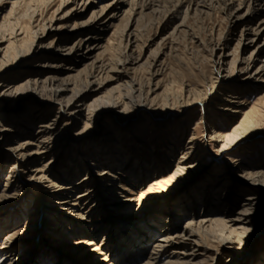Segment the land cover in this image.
<instances>
[{"label":"bare ground","instance_id":"obj_1","mask_svg":"<svg viewBox=\"0 0 264 264\" xmlns=\"http://www.w3.org/2000/svg\"><path fill=\"white\" fill-rule=\"evenodd\" d=\"M81 1L83 3L82 9H84L82 11L83 14L87 15L89 12V15L86 19L80 20L79 25L74 23L71 25L70 31L67 33L70 36H67V34L64 36L58 35L61 41H56V44H54L55 39L50 38L45 47L37 46L35 49L36 41L41 35L46 33V28L53 27L55 22H59L66 17L69 10L62 16H57L55 13L60 11L68 2H74L76 4L77 0H0V12L8 2V9L0 17V45L6 42L3 57H6L9 53L11 58L9 61L25 58L26 64H24V71H21V73H27L24 79L25 81L16 85L5 78L0 80V104L7 105V101L11 99L13 102L16 101L19 99L17 98L19 92L29 93L31 95H38L39 93L47 94L52 103L48 107H44L43 104H37V106L28 109L29 111L20 117H16V115L11 117L0 105V144L7 142V133L9 132V134L18 137L15 138L16 140L14 142L8 143V151L10 152L8 161L11 162L8 170V177L10 176L9 182L16 184L15 189L19 187L22 191L32 186L37 187L42 192L40 195L44 200L49 197L48 195L56 196L53 198L52 203L58 207L62 205L61 207L68 211L72 222L79 221L78 226L83 225L82 223L86 221V216L76 208L72 209V207L78 206L81 202L85 204L90 203V199L94 197L95 201L92 200L95 202L92 205L93 207L106 206L108 212L113 215L124 212L123 217L126 216L124 218L129 219L130 214L125 213V211L132 207L133 201H136L140 205L143 203V199L148 196H155L154 198L159 196L156 200L159 198L162 200L168 194V185L170 186L171 183L181 178L175 182L179 184V189L184 187L193 176L199 173L205 166L203 163L200 164V160L205 155L204 151H207L208 142H210V145L211 143L214 144L215 151L218 153L215 157H219L218 155L223 154L234 144V140L236 142L238 136L240 138L249 132L256 133L257 127L262 124L260 123V112L253 110L252 107L244 110L245 107H242V105L245 103L240 101L241 89L228 84L226 85L223 80L225 77L234 76L239 70L249 73L251 67L252 71L250 74L252 72L258 75L264 74V0H169L168 4H165L167 0ZM87 3L92 5L88 10H86L85 6ZM50 7H55L54 14L43 18L44 22H41L43 9H49ZM242 8H246V12L238 15L237 18H241L244 24L242 25L239 36L236 38L235 45L232 47L233 49L230 50L231 57L226 63L228 68L227 75L225 77L222 75L221 64L227 55L223 51L218 60L214 61L217 66L212 68V70H216L215 79L217 83H214L209 76H204L203 78L204 86L211 90L210 94L217 88H221L223 91L226 104L222 106L221 110L227 111L230 119L239 117V120L232 126L230 132H220L214 126H208V122L206 124L208 126L209 140L206 138L199 142L193 141V133H191L184 147L180 150V154L175 157H172L174 149L165 147V166L170 165L172 167L169 166L170 169L166 171V175L162 178H156L153 182L149 181L144 184L148 178V173L143 167L146 161L144 158L138 159L132 153H124L122 140H119L109 130L106 133L103 132L100 141L96 144V154L98 155L96 158L98 160H87V165L78 179L71 181L67 185L59 183L60 181L57 182V179L54 180L55 177L53 176L55 174H53V169L59 164L57 160L59 156L56 157V155L62 156L67 150L63 145L64 142L62 144L59 143V139H61L65 131L63 126H58V120L63 114L83 115V118L87 120L86 123H83V127L86 128L93 116L92 112H99L100 114H104V116L110 115L115 119L114 116L122 114L135 101L137 110H146L149 113L151 109H154L158 105L165 106L168 100L167 87L164 86L158 91L160 88V79L152 80L155 78L154 75L158 74L157 72L160 68H152L154 62H151L150 55L146 56L142 62L147 64L150 75L149 77L146 76L145 86L133 75V73L137 72L138 68L143 67V64L139 63V61L142 58L141 49L145 41L143 42L142 40L139 28L144 25L146 26L144 23L146 19L149 20L151 16L155 15L156 17L154 18H156L158 23L156 27L162 22L169 21L171 23L170 36L172 39L174 35L176 37L178 36V38L180 36L191 39L193 36H197V32H194L193 29H190L191 31L189 32L187 30L188 28H185L188 27L184 25L188 22L186 20L189 16H199L203 19L206 16L210 17V15H213L212 12L214 10L226 13L225 17L229 18L234 16L236 12L239 13ZM20 10L23 13L16 16ZM248 12L249 14L246 15ZM83 14L79 15V17H83ZM25 15L29 19L27 25L25 23L23 24L22 21V17ZM102 15H104L103 19H101ZM175 15H179V21L176 24H174L176 19ZM123 19H125V23L121 26ZM99 21H103L100 31L93 26L98 25ZM33 22L36 23L33 25ZM105 27L110 32L104 39V42H101L104 38L103 30H105ZM61 29L62 27L59 30ZM73 29L77 31L78 35L75 37V42L68 45L67 39L72 36ZM89 30L97 31L90 33ZM112 35H118L119 43L123 42L122 40L125 41V44L123 43L124 49L128 48L129 51L132 44L133 49L126 54L122 52L123 56L119 54V57H112V55L111 59H109V56V61L105 63L108 65L105 66L104 61H101L102 59L98 62V58L99 54L103 53L108 45L113 43L109 37ZM259 38L261 39L260 41ZM219 44L225 45L228 43L227 40L224 43H220V40L212 43L210 45L211 55L215 53V45L218 47ZM117 45L119 46V44ZM248 45H253L250 54L245 58H241L238 55L239 51L247 48ZM168 47L169 50L167 53L171 55V53L175 52H172L174 47L173 43L170 42ZM83 49H86L84 54L92 55L88 61L83 59L84 54L81 53ZM157 49L153 51L151 49L150 53H154L153 55H155ZM95 51L97 52L95 53ZM31 58H36L33 61L34 64L29 62ZM173 58L175 59V57ZM65 60L69 61L67 63L68 67H66L67 71L57 69L60 68L58 66H61ZM77 61L81 62L80 66L76 64ZM179 61L181 62V60ZM239 63L244 64L241 69H238ZM160 64H163L162 61ZM48 67L52 69L44 70ZM172 70L175 71L174 69ZM200 74L202 76L204 75L202 71ZM175 80L176 83L178 82L183 96L193 98L183 102H177V98L172 99V101L170 99L172 103L170 104L171 107L179 106L182 107L181 109H184L198 102L202 106L208 102L207 94L209 92L207 88H192L189 87L186 80ZM125 88L127 89L126 94L121 91V89ZM142 91H144V96L142 95ZM66 93H69L67 97L65 96ZM113 94H116V96L113 97ZM133 94H136L135 96L137 97ZM262 110L264 111V109ZM50 113L55 114L53 116L54 118L47 119ZM155 118L151 114L153 121H156ZM200 118L207 122L206 112L204 118L202 116ZM34 120L38 121H35V129L32 131L30 124ZM153 121L150 125L152 129L151 133L154 137L152 138L155 140L159 129L155 128L157 125ZM113 123L114 120L109 122L108 126L110 129L115 126ZM212 124L214 125V123ZM261 134H264V132ZM135 136L137 137V134ZM136 137L134 141L137 142L136 145L141 150L139 140ZM166 138L168 140V137ZM153 141L150 145L155 149L156 143ZM116 145L118 146L114 151L112 146ZM46 153H50L49 158L45 159L39 165H35V160L37 158H43ZM121 153L124 155L122 167H120ZM83 154L84 152L79 153V155ZM67 160L70 165L74 162L69 157ZM217 161L218 159H216ZM21 162H28L29 164H34V166L25 173L17 169ZM152 162L153 171L156 172V168L159 167V161L155 155L152 157ZM231 162L240 171L236 177L240 176L242 178L239 181L241 187H239L240 200L238 198V204L235 195L238 187L234 183L237 178H235V175L233 176L231 173H228L226 169H223L218 174L216 183V187L217 185L219 186L218 188H214L213 190L208 183L203 184L202 187L200 183H195L190 191L186 192L180 199V204L177 205L175 203L174 207H171L170 204L164 210L165 213L163 214L161 212L153 213L152 211L153 214H149L147 220L137 226L130 225L128 222L129 224L124 223L119 227H113V225H110V227L106 226L105 219H96L91 223L95 224L93 227V235L97 236L98 232H102V229L106 233L110 231V233L117 235H120V233L123 234V240L125 241L123 245H119L121 248L117 253L118 258L115 260L116 264H204L206 262L208 264H215L214 260L217 258L221 248L228 254L227 256L230 259L232 257V251L239 250L244 244V239L248 236L247 234H249V238L252 237L254 232L252 226L255 223L256 215L259 211L260 199L264 196V163L256 167H246L247 163L240 161L239 158H233ZM133 168L135 169L134 171ZM121 171L129 176L128 181L133 176L135 177L134 181L136 184H143L141 191L133 198L123 193L124 190H128L126 186L121 183L117 185L115 182L117 175ZM204 172L209 173L206 167ZM90 181L96 182L93 187L89 184ZM8 188L5 183V187L0 192L1 201L10 196L6 195L7 192H5ZM75 192L76 194H74ZM97 199H102L103 203L98 201L101 202L99 204L96 202ZM156 200H153V203ZM65 205H69L68 208ZM235 205H237V210H234ZM55 206L50 208H56L58 212L62 210V208ZM196 207L200 209V211L198 210L200 214H196L195 216ZM91 209L89 207L86 211H90ZM48 214L49 216L46 219L44 217V220H51L50 216L55 218L57 212L55 213L51 210ZM186 215H189V217L183 221V224L181 221L179 222V219ZM34 223L35 228L39 230L41 224L45 222L42 223L41 219H37ZM7 224L9 223L3 222L0 230H3ZM81 226L79 227L80 230ZM12 229H7L3 234L4 238L0 244V264H26L29 260L31 261V257L29 256L19 261L20 257L14 250L16 245H20L19 242L27 239V236H19L15 232H10ZM65 229L71 231V228L66 226ZM154 235L156 237H153ZM59 236L63 238L64 233L62 230H60ZM152 239V245L148 248L147 244ZM65 242L78 250L81 249V254L86 251L85 253L89 252L88 256L98 255L97 260L99 261L102 251H100L101 248L98 247L99 245L94 246L93 241L88 240L85 243L69 242L66 239ZM49 247L58 248L57 244H50ZM56 252L61 254L60 252L62 251L57 249ZM46 258L35 259L32 263L51 264V260L46 261L49 260V256ZM52 264H57V262ZM251 264H264L263 250L256 254Z\"/></svg>","mask_w":264,"mask_h":264},{"label":"rangeland","instance_id":"obj_2","mask_svg":"<svg viewBox=\"0 0 264 264\" xmlns=\"http://www.w3.org/2000/svg\"><path fill=\"white\" fill-rule=\"evenodd\" d=\"M169 0L166 1L165 4H168ZM83 3L81 0H77V3L74 2H68L66 5L62 7V9L55 14L57 16H62L66 11L69 10V13L59 22H53L54 28H46V33L41 35L38 40L36 41V46H43L45 47L49 41L50 38L55 39L56 41H61L58 38V35H65L69 33L71 25L80 24V20H84L88 17L89 12L86 14H83L82 9ZM86 10L90 6H92L90 3H87ZM54 8L50 7L49 9H43L42 11V20L41 22H44L43 18H47L49 16H52L54 14ZM8 9V2L5 4V7L0 12V17L2 14ZM23 10V9H22ZM22 10H20L16 16H19L20 13L22 14ZM246 12V8L240 9L239 13H235L234 16L226 18V13L224 12H212L213 15H210V17L206 16L203 19L201 17L197 16H189L187 18L186 24L184 26H188L185 28H188L189 32L190 29H193L194 32H197V36H193V38L188 37H176L174 35L173 39L170 36L171 33V23L169 21L165 23L159 24L158 27H156L157 20L155 15L151 16L148 19H146L144 22L146 26L139 28L143 40V48L141 49V60L139 63L143 64V67L138 68L137 72L133 73L137 79H139L140 83L145 86V81L147 80V77H149V72L147 69V64L142 63L146 56L150 55L151 62H154V69H159L157 72L158 74L154 75L153 81L156 79H160V88L158 91H160L164 86L167 87V101L165 106L158 105L154 109H151L150 113L152 116L156 117V121H153L151 119V114L149 112L140 111L137 110L136 107V101L135 103H132L129 105L126 110L122 114H118L117 116H114L115 119H113L110 115L100 114L99 112H92L93 116L91 117V121L88 123L87 127H83V123H86L87 120L83 118V115H71V114H63V116L60 117L59 121V127L63 126L65 131L64 134H62L61 139H59V143L65 146V149H67L62 156L56 155L58 160V165L53 169L55 174L53 177H55L54 180L57 182L67 185L71 181H74L78 179L81 174L83 173V169L87 165V160H98L96 156V148L97 143L100 141V137L103 134V132H112V134L118 137L119 140H122V144L124 147V153H132L135 157L144 158L146 163L144 164L145 171L148 173V178L145 180L144 184L151 181L153 182L156 178H162L164 175H166V171L170 169V165L167 167L166 162L164 161V153H165V147L173 148L174 153L172 157L178 156L180 154V150L184 147L185 143L187 142L188 137L191 133H193V141H203L204 139H210L208 137V126H214L217 130L220 132L228 133L230 132L232 126L237 123L239 120L238 118L230 119V116L228 115L227 111L221 110L222 106L226 104V101L224 100L223 91L221 88H217L212 94H210L211 90L210 88L204 86L205 83H203L204 76H209L212 78V81L214 83H217L215 76H216V70L212 68L216 67L217 65L214 63V61H217L219 56L225 52L227 54L224 57V61L221 64L222 67V75L225 77L227 75V61L230 59V53L235 45L236 38L239 36L240 30L242 29L243 20L241 18H237L238 15L243 14ZM83 17H79V15H82ZM246 13V15H248ZM28 15V14H27ZM79 17V18H78ZM104 15L101 16V19H103ZM175 23L176 24L179 21V15H175ZM236 17V18H235ZM21 18V17H20ZM226 18V19H225ZM231 18V19H230ZM23 24L29 23L28 16L22 17ZM99 19V20H101ZM246 19V17H245ZM149 22H148V21ZM47 23V21H45ZM103 21H99L98 25H93L96 27L95 29L101 30V26ZM36 22H33V25ZM125 23V19L121 21V26ZM151 23V25H150ZM255 23V22H254ZM47 25V24H46ZM150 26V27H149ZM56 27V28H55ZM62 27L61 30H59ZM122 28V27H121ZM192 30V31H193ZM57 31V32H56ZM72 36L67 39V44L71 45L75 42V37L78 35L76 30H72ZM88 31V30H87ZM90 33H93L97 30H89ZM110 31L103 30L104 38L101 42H104V39L109 35ZM145 32V33H144ZM219 34V35H218ZM221 34V35H220ZM67 36H70L67 34ZM110 40L113 41V45H108L107 49L99 54L98 62L101 60L104 65L111 59V56H120L123 53H128L133 49V44L131 45V49L128 48L124 49L123 46L125 44V41L123 42L118 41V35H112L109 36ZM115 37V38H114ZM199 38V40H198ZM225 38V39H223ZM227 38V39H226ZM115 40V41H114ZM170 40V41H169ZM202 40V41H201ZM220 40V43H224L225 40H227L228 44L221 45L219 44L218 47L215 45V53L211 55V44L216 43V41ZM261 39L259 38V41ZM229 41V42H228ZM98 42V40H97ZM173 43V51L174 53H171V55L168 52V46L169 44ZM124 43V44H123ZM5 44L6 42L2 43L0 45V80L1 79H7L12 84H19L23 83L25 80V77L27 73L22 72L24 64H26V59H16L13 61L11 60L10 55L6 57H3V52L5 50ZM116 44V45H115ZM119 44V46L117 45ZM207 45V46H206ZM205 46V47H204ZM97 47V46H96ZM110 47V48H109ZM194 47V48H193ZM253 45H248L247 48L242 49L239 51L238 55L241 56V58H245L250 54V50L252 49ZM109 48V49H108ZM122 48V50H121ZM158 48V49H157ZM193 48V49H192ZM111 49V50H110ZM124 49V51H123ZM157 49V52L155 55L150 53V50ZM198 51V52H197ZM230 51V52H229ZM86 52V49H83L81 51L82 54ZM97 51H95L96 53ZM123 52V53H122ZM120 54V55H119ZM206 54L205 56H203ZM110 56V58H109ZM178 56V57H177ZM32 57V56H31ZM92 57V55L84 54L83 59H86L87 61L89 58ZM175 57V59L173 58ZM187 57V58H186ZM10 58V59H9ZM109 58V59H108ZM104 59V60H103ZM203 59V60H202ZM36 58L29 59V62L32 64L33 61H35ZM157 60V61H156ZM181 60V62L179 61ZM24 61V62H23ZM28 61V60H27ZM80 61V60H79ZM106 61V62H105ZM162 61L163 64L159 63ZM205 61V62H204ZM68 60L63 61V64L61 66H58L62 71H67L68 67ZM97 62V63H98ZM81 62H76V64L80 66ZM156 63V64H155ZM259 63V62H258ZM103 65V66H104ZM146 65V66H144ZM244 64H238V69H241ZM173 67V68H172ZM254 68V64H253ZM52 68H46L44 70H49ZM170 69V71H169ZM174 69L175 71H173ZM43 70V69H41ZM172 70V71H171ZM181 74H179L180 72ZM178 71V72H177ZM203 72V76L200 74V72ZM252 67L249 69V73L246 71H237V73L234 76H229L224 78V83L236 88L241 89V100L245 104L242 105V107H245L244 110H247L249 107H252L253 110L260 112L261 126L257 127V132L252 133L249 132L245 135H242L240 138L237 137V140L234 144L226 150L223 154L218 155L219 157H215L218 153L215 151L214 144L210 142L207 143V151L205 155L201 158L200 164L203 163L205 165L202 170L197 173L195 176H193L190 181H188L184 187H181L178 189V183L175 182L179 181L181 178L177 179L174 183H171L170 186L168 185L167 195L166 198L164 197L162 200L159 198L153 197H146L143 199V203L138 205L136 201H133L132 207L125 211V213H129L130 217L129 219H125L123 217V213H115L114 215L110 212H108V208L106 206L101 207H93L92 205L95 203L92 200L95 201V198L93 197L90 203H83L81 202L76 207H72V209H77L78 211L82 212L86 217L85 220L81 225L78 226L79 221L72 222L71 217L68 215V211L65 210L62 205L55 206L56 204L52 203L53 198L56 196L48 195L49 197L41 198L42 192L35 187H29L25 190H21L16 184H12L9 181L8 177V170L10 161H8V157L10 152L8 151V143L14 142L16 140L15 135L7 133V142H4L3 144H0V192L3 190L6 186L9 187L6 195H10L4 200H0V229L2 228L3 222H7V224L3 230H0V244L3 241V234L5 231L10 230L13 228L10 232H15V234L19 236H27V239L22 240L20 245H16L15 250L17 255L20 257L19 261L26 259L27 257H31V261L26 262V264H33L32 261L35 259H42L49 256V260H51V264L57 262V264H116L115 260L118 258V250L121 248L119 245H123V234L120 233V235L110 233L108 231L107 233L105 231L98 232L97 236L93 235L94 233V226L95 224H91L92 221L96 219H105L106 226H112L119 227L123 225L124 223H127L130 225H140L143 221L147 220V217H149V214H153L154 212H161L162 214L165 213L164 210L171 204V207L175 206V203L180 204V199L184 196V194L188 191H190L191 187L195 183H200L201 187L203 184L208 183V185H211L212 189L218 188L219 186L216 183L218 180V174L220 173V170L226 169L228 173H231V175H235V185L238 191L235 192L237 204L240 200V192L239 187L241 185L239 184V181L242 180V178L236 177L240 171L235 167V164L231 162L233 158H239L240 161L246 162L247 166L256 167L260 164L264 163V134H261L264 132V74H255L252 72ZM21 73V74H20ZM171 73V74H170ZM178 73V74H177ZM183 73V74H182ZM147 76V77H146ZM180 76V77H179ZM261 76V77H260ZM179 77V78H178ZM183 77V78H182ZM145 79V80H144ZM175 79H180L183 81L186 80L187 84H189V87H197V88H207V91L209 94H207V103L202 106L199 102L181 109L182 107H171L170 104L172 99L177 98V102H183L186 100H190L193 97L186 98L183 96V94L180 91V86L178 82L176 83ZM175 80V81H174ZM15 82V83H14ZM18 82V83H17ZM169 82V83H168ZM10 83V84H11ZM163 85V86H162ZM202 85V86H201ZM122 93H127V89H121ZM143 93V94H142ZM142 95L144 96V91H142ZM40 94V95H39ZM38 95H31L29 93H21L19 92L17 95L16 101H7V105H2V109L6 111L8 115L11 117H20L24 115L26 112H28L30 108L37 106V104H43L44 107L50 106L52 103L49 100V95L39 93ZM69 95V93H66V97ZM134 96L136 94H133ZM116 94H113V97H115ZM137 97V96H135ZM171 99V101H170ZM148 105V104H147ZM5 106V107H4ZM34 112V111H33ZM206 112V121L204 119L201 120V116L204 118ZM55 114L50 113L47 117L54 118ZM114 120V125L112 129L109 128L108 124L109 122H112ZM38 120H34L30 127L32 131L35 129L36 122ZM155 122L157 125L155 128L159 129V132L156 134V139L154 140L153 134L151 133V122ZM209 122V125L207 126L206 123ZM214 123V125L212 124ZM210 130V129H209ZM137 134V137L135 136ZM207 135V136H205ZM137 138L139 140V146H141V151L139 147L136 145L137 142L134 141V138ZM153 137V138H152ZM168 137V140L167 138ZM122 138V139H121ZM117 140V139H116ZM151 140V141H150ZM154 140V141H153ZM155 142V149L152 148L151 142ZM94 142V143H92ZM58 143V144H59ZM59 144V145H60ZM205 144V143H204ZM209 145V146H208ZM116 146H112L113 150L115 151ZM147 146V147H145ZM209 148V149H208ZM54 149V148H53ZM118 150V148H117ZM155 151V152H154ZM57 152V151H56ZM63 152V151H62ZM84 152L83 155H79V153ZM163 153V154H162ZM122 157L120 159V167H122L124 155L120 154ZM155 155L158 158L159 161V167L156 168V172L153 171L152 166V157ZM50 156V153H46L43 158H37L35 160V165H39L42 163L45 159H48ZM69 159L73 160V164L70 165ZM78 157V158H77ZM80 158V159H79ZM174 159V158H172ZM216 159L218 161L216 162ZM171 163V162H169ZM125 164V163H124ZM147 164V165H146ZM150 164V165H149ZM172 164V163H171ZM34 166V164H29L28 162H21L20 166L17 168L18 170H22L25 173L29 171V169ZM170 166V167H169ZM206 169H208V172H204ZM135 169L133 168V171ZM155 172V175H154ZM163 173V174H162ZM20 174V173H19ZM70 174V175H69ZM123 174V175H122ZM126 174L121 171L119 175H117L116 184L119 185L120 183L123 184L128 188V190H124L123 193L127 195L128 197L131 196V198L135 197L140 191L143 184H136L134 181L135 177H131V180L128 181L129 176H125ZM188 175V174H187ZM185 175V176H187ZM208 175H210L208 177ZM120 176V177H119ZM161 176V177H160ZM52 177V176H51ZM70 177V178H69ZM187 178V177H186ZM157 179V180H158ZM210 181V182H209ZM244 181V179H243ZM246 181V180H245ZM10 184H9V183ZM94 182V183H93ZM95 181H90L89 184L93 187ZM200 187V188H201ZM254 187V186H253ZM20 189V190H19ZM46 191L45 189H43ZM120 190H122L120 188ZM218 192V191H217ZM216 193V192H215ZM44 194V192H43ZM76 194V192L74 193ZM239 194V196H238ZM63 198V196H61ZM239 198V200H238ZM69 200V199H68ZM153 200H156L155 203H153ZM101 201L97 199L96 202ZM101 202H98L99 204ZM103 203V202H102ZM108 203V202H105ZM104 203V204H105ZM82 204V205H81ZM103 204V205H104ZM86 205V206H85ZM107 205V204H106ZM176 205V206H177ZM57 207L62 208V210L58 212L56 208H50V207ZM69 205H65V207L68 208ZM237 205H235L234 210H237ZM81 207V208H80ZM90 207V211L88 210ZM106 207V208H105ZM154 208V209H153ZM95 209V210H94ZM57 212L55 218L50 216L51 220H44L49 216V211ZM85 210V211H84ZM200 209L196 207V213L194 214H200ZM153 211V213H152ZM86 212V213H85ZM122 215V216H121ZM258 215V216H257ZM256 215L255 223L252 226L253 228V235L249 238V234H247V238L244 239V244L241 246V248L237 251H232V257L227 256L226 252L224 250L219 251V254L217 255V258L214 260L215 264H251L252 259L256 256V254L259 251H264V196L261 197L260 203H259V211ZM189 217V215H186L184 217H181L179 219V222L183 224V221ZM49 218V217H48ZM42 220L41 228L37 230L35 228V220ZM53 220V221H52ZM129 222V223H128ZM81 224V223H80ZM68 225V226H67ZM65 226L68 228H71V231H67L65 229ZM81 226V230L79 227ZM92 226V227H91ZM110 226V227H111ZM112 227V228H113ZM75 228V229H74ZM59 229V230H58ZM105 229V228H104ZM60 230L64 233L63 238H61ZM75 233V235H74ZM83 233V234H81ZM85 235V236H84ZM109 235V236H108ZM59 236V237H58ZM153 237H156L155 235ZM68 239L69 242H84L85 241H93L94 246H98L100 251H102V254L100 255L99 261L97 260L98 255H90L88 256L89 252L85 253L86 251L82 252V255L80 253V250L76 249L73 246H70L65 240ZM81 239V240H80ZM122 239V240H121ZM56 240V241H54ZM122 241V242H121ZM150 240L147 244V247L149 248L151 244ZM52 242V243H51ZM54 242V243H53ZM111 242V243H110ZM121 242V243H120ZM56 245L57 247L50 248L49 245ZM61 244V245H60ZM109 244V245H108ZM111 245V246H110ZM110 246V247H109ZM110 250H108V249ZM57 249H60L61 254L56 252ZM230 253V251H228ZM104 253V254H103ZM109 253V254H108ZM114 253V254H113ZM224 253V254H223ZM108 256H107V255ZM215 255V253H213ZM51 257V258H50ZM103 258V259H102ZM111 258V259H110ZM47 259V258H46ZM77 261V262H76ZM113 261V262H110ZM25 262V261H24ZM109 262V263H108ZM19 264V263H17ZM22 264V263H21ZM24 264V263H23ZM50 264V263H49ZM208 264V262L204 263Z\"/></svg>","mask_w":264,"mask_h":264}]
</instances>
